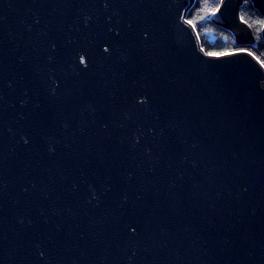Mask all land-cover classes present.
I'll return each mask as SVG.
<instances>
[{
	"label": "water",
	"instance_id": "1",
	"mask_svg": "<svg viewBox=\"0 0 264 264\" xmlns=\"http://www.w3.org/2000/svg\"><path fill=\"white\" fill-rule=\"evenodd\" d=\"M194 2L0 0V264H264V65Z\"/></svg>",
	"mask_w": 264,
	"mask_h": 264
},
{
	"label": "trees",
	"instance_id": "2",
	"mask_svg": "<svg viewBox=\"0 0 264 264\" xmlns=\"http://www.w3.org/2000/svg\"><path fill=\"white\" fill-rule=\"evenodd\" d=\"M222 0H195L193 8L188 13L203 49L209 53L225 54L237 50H246L256 56L264 65V41L262 38L263 17L254 8L252 2L246 0L241 9V18L250 26L255 37V45L236 47L233 31L224 30L210 22V16L218 9Z\"/></svg>",
	"mask_w": 264,
	"mask_h": 264
},
{
	"label": "snow or ice",
	"instance_id": "3",
	"mask_svg": "<svg viewBox=\"0 0 264 264\" xmlns=\"http://www.w3.org/2000/svg\"><path fill=\"white\" fill-rule=\"evenodd\" d=\"M189 24H192V21H188ZM210 56H218L221 55L219 53H209Z\"/></svg>",
	"mask_w": 264,
	"mask_h": 264
}]
</instances>
